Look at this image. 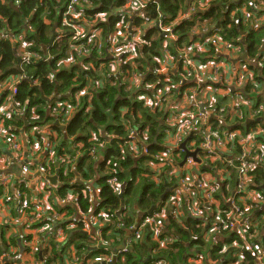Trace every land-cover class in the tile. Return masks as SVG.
I'll return each instance as SVG.
<instances>
[{
	"label": "trees",
	"instance_id": "16d2710c",
	"mask_svg": "<svg viewBox=\"0 0 264 264\" xmlns=\"http://www.w3.org/2000/svg\"><path fill=\"white\" fill-rule=\"evenodd\" d=\"M196 1L150 0L143 15L133 14V19L130 20L128 16L125 18L123 15L116 14L126 5V0H86V6L91 7L84 11V8L79 9V17L77 19L68 18V25L64 26L63 16L70 0H0V82L5 83L3 81L10 77L22 78L17 86V93L9 97L11 93L6 92L0 103L6 102L9 97L11 108L25 113L22 116H13L11 119L4 120V128L11 129L9 138L14 135L23 138V136L29 135L32 126H50L51 135L47 141L51 146H55L56 141L60 144L55 147L57 156L71 154L72 157H76L81 153L83 161L76 172H83L88 179L95 180V174L101 177L98 182L95 181L100 190V201L96 202V216L99 217L104 212L110 219V224L104 227L102 235L104 242L110 244V250H99L100 252H96V255L90 257L95 256L97 259L101 256H112L111 252L122 243L128 227L135 224L137 213L139 212L138 215L144 214L154 206L160 207L166 203L170 197L169 189L174 188L178 182L175 178L171 181L168 178H163L160 183L154 181L153 174L146 170L149 168L147 164L153 162L151 157L134 159L130 156H123L117 150L120 141L116 139L109 141L106 137L109 134L126 138L127 126L134 130L140 127L147 131L150 153L155 155L163 151L162 129L166 128L164 116L168 106H164L161 110L159 107L153 110L143 98L149 96L153 99L157 90H165L167 86L164 78L155 72L158 66L156 59L161 57L164 39L160 38L161 33L156 27L149 28L153 26L152 23L162 19L166 26H170L173 23L177 25L178 21L175 33L180 37V41L170 46L169 50L175 56L178 54L179 47L191 42L192 32L197 27L204 26V28L211 29L217 25H219L222 38L238 45L242 50L241 54L246 53L247 58H258L263 52L264 25L254 29V22L246 20L243 15L246 11L251 12V4H249L251 0H246L242 4L234 3L232 0L213 2L209 10L199 11L192 19L180 22L178 17L183 14L181 12L188 13L189 8L196 6L194 5ZM102 15L105 17L104 20L98 18ZM80 18L86 22L96 18L94 28L96 32L102 34L104 47L100 50L93 49L92 56L88 58L83 57L84 43L76 41L73 36L54 41L51 44L54 29H63L74 35L71 31ZM121 25L145 29L144 42L142 45H137L135 51L137 57L131 63H122L119 71L109 78V75H112L109 63L111 60L107 58L110 37L119 30L122 31V29L118 30V26ZM81 26L83 27V25ZM3 32L11 33L15 37L24 35L28 46L23 47L19 42L2 39ZM240 38L243 39L241 44L238 43ZM75 47L82 48V55L77 59L79 64L63 68L60 62L65 60L68 56L67 52L72 51ZM22 51L30 52V59L20 62L19 66L17 54ZM35 52L41 56L40 60L34 57ZM126 55L128 54H123L122 60L126 59ZM48 56L53 57L51 62L45 61ZM82 60L93 63L96 67V74L92 69L79 74V71H82L80 68ZM101 70L105 74L103 77L100 75ZM249 70L255 74L259 89L248 83L246 93L257 98L264 88V68L260 69L249 65ZM134 74H137L140 79V85L129 90V84L126 81L131 82ZM174 77L173 82L180 83L179 78ZM94 78H96V84L92 83ZM90 83L92 84L90 85ZM88 86H90L86 91L88 93L81 99V105L75 109L70 121L65 122L69 126L66 129L55 126V117L49 111L48 100L58 95L74 106L76 105V95ZM261 100L264 102V97L259 96V103L254 105L253 110L247 107L241 109L243 116L234 119V122L239 126L233 127L231 132L240 130L244 136H247L258 128H264V109H260L264 108V103L260 104ZM253 111L258 112L257 119L248 124L247 116L249 113L253 114ZM37 139L41 142L42 136L38 135ZM259 142L264 147V137H259ZM101 143L111 144L116 149L109 151L100 164L94 165V159L90 154L92 149L94 147L98 149ZM78 146H81V149H75ZM64 147L69 148V151L63 152ZM100 152L101 149L98 153ZM185 156V153H181V158L178 159L179 165L182 164ZM234 164L237 168L241 166V161H234ZM235 167L229 170L231 175V181H228L229 185L221 186L219 192L216 193L219 205L212 207V213H209L208 210L205 211L206 215L202 218L203 220L186 214L182 217L181 224L183 225L169 216L163 223L164 233L159 241L153 239L149 230H145L139 238L134 236L126 238V243L130 241L132 246L127 253L113 259L116 260L115 264H156L157 260H163L165 264H189V258L198 260L200 257H203V264H211V261H219L218 264H229L234 262L240 254L244 258L245 264H256L252 253L245 247V241L224 227L215 232L209 242L205 239L206 234L215 225L217 207L220 208L222 222H227L229 209L225 200L232 196L236 187ZM210 169L203 168V171L210 172ZM225 169L227 166H223V170ZM210 173L218 180L217 171L211 170ZM57 176L63 186L55 192L56 195L65 197L67 191L76 193L79 209L83 214L88 215L91 203L81 194L84 184H79L76 188L71 189L69 184L74 178L73 173L64 174L61 171L57 173ZM113 177H117L120 184L117 189L110 183ZM249 177L252 180L250 190L264 197V161L254 166ZM136 190H139L138 194H135ZM24 191L27 195L32 196L31 191L25 187ZM197 194L201 195L199 192ZM10 206L13 216L17 217L18 211L15 202ZM122 207L124 210L120 215ZM29 208H33L30 201H28L27 214H29ZM252 210L259 215L252 221L254 232L256 231V238L252 239V245L254 248L256 246L262 248L264 246V207L260 206L255 209V205L252 204ZM74 211L77 213V209ZM130 212H132V217L127 215ZM168 222L170 225L167 227ZM262 224L263 226H261ZM220 226L221 224H219ZM81 229L83 228L80 227L79 230ZM166 229L170 233H167ZM79 230L77 231L79 232ZM254 232L252 230L247 237H250ZM81 233L83 234L79 235L80 240H87L86 233L83 230ZM167 234L174 241L162 246L160 241H164L168 237ZM80 242L78 244L82 246ZM80 246L75 247L76 250H79L78 255H82L83 249ZM87 260L90 258L88 257ZM50 263H54L53 258Z\"/></svg>",
	"mask_w": 264,
	"mask_h": 264
},
{
	"label": "built area",
	"instance_id": "2783aa9c",
	"mask_svg": "<svg viewBox=\"0 0 264 264\" xmlns=\"http://www.w3.org/2000/svg\"><path fill=\"white\" fill-rule=\"evenodd\" d=\"M219 1L226 0H197L194 4L196 5L195 7H191V10L189 9L188 13H185L184 16L178 17L179 19L183 17V19L179 21L192 19L197 12L207 11L212 7L213 2L216 3ZM245 1L246 0H232V2L237 4H242ZM149 2L150 0H126V5L118 10L116 14L121 15V12H125L124 9H131L132 14H135L137 12L136 10H138V15L141 16L144 10L147 9ZM84 3H86V0H70L66 5L63 16L64 26L68 25V18L77 19L79 17L78 7ZM249 4H251V12L246 11L243 15L246 20L254 22V29H258V27L264 25V0H251ZM203 8H207V10H200ZM178 24L177 21V25ZM74 25L71 32L74 33L75 36L69 33V31L59 29L55 42L69 36L78 39L82 24L78 20ZM152 25L160 31L164 43L173 45L180 41V37L175 33L176 24L173 23L170 26H166L163 20L159 19L153 22ZM134 30L137 33L139 32L138 28ZM67 33L69 34L67 35ZM1 38L19 42L23 47L28 46L25 42L24 35L15 37L11 33L3 32ZM239 42L240 44L243 43V39L240 38L238 43ZM98 45H96V47H98ZM128 47L129 45L127 48ZM97 49H102V46L99 45ZM74 50H76V47ZM113 51H115V49L109 48L108 53H113ZM177 51V57L167 50L165 52L169 59L166 58L165 53L164 56L156 59L158 66L155 72L157 75L163 77L167 83L165 90H157L153 99L149 96L143 97L147 105L153 110L157 107L161 110L164 106H168L164 120H167L165 123V129L168 130L166 131V135L170 137L171 132L174 131L172 134V143L164 147L161 153L152 155L150 153V144H148L147 131L142 130L140 127L134 130L130 126H127L126 138L109 134L106 135L109 141L113 139L120 141L117 150H119L123 156H130L134 159L151 157L153 162L147 164L149 168L146 170L153 174L154 181L160 183L163 178H168L169 181L173 178L178 180L177 185L169 189L168 193H170V197L167 202L156 208L152 214L142 218L137 225L131 227L132 236L139 238L145 230H149L153 239L159 241L161 235L164 233L163 222L169 212L171 216L178 220L184 215L186 216V214L197 219L202 218V216L204 217V215H206L205 211L207 210L210 213L214 205H219L216 199V193L219 192V188L224 185H229L228 181H231L229 170L235 167L234 161H241V166L235 167L237 181L233 194L231 197L226 198V200L224 198L227 208L229 209L227 222H222L220 217L221 211L220 208L217 207L215 225L206 234L205 239L209 242L210 238H207L208 235L211 236L213 233L220 231L221 227H224V229L236 233L245 241V247L252 253L256 264H264V246L262 248L257 246L254 248L252 245V239L256 238V231L254 232L255 228L252 221L258 216L255 211L252 210V204L255 205V209L260 208V206L264 207V197L250 190L252 180L249 177V173L254 169V166L264 161V147L259 142V137H264V128H258L247 136H244L240 130L231 132L233 128L231 127L232 121L241 116L238 114L241 106H245L250 110L254 108V104L251 103L250 97L245 99L248 94L245 93L246 90H244V86L250 83L259 89V84H256L255 74L250 72L249 65L256 66L260 69L264 68V48L260 57L249 59L246 56L244 60L242 56L246 53L241 54L242 50L238 45L225 41L220 35L219 25H217L215 28L213 27L211 29L204 28L202 33H196V30L193 31L191 42L189 41L188 44L179 47ZM76 55L79 57L82 55V52L79 54L76 53ZM34 57H36L37 60L41 59V56L36 52ZM19 58L21 63L28 61L30 59V52L22 51L19 53ZM52 60L53 57L51 56L45 59L47 62H51ZM73 62H75L74 65L78 63L76 58ZM61 63L62 62H60V65ZM174 76L179 78L180 83L175 84L173 82ZM111 77L112 75H109V78ZM21 80L22 78L10 77L5 83L0 84V95L2 94L0 96V102L6 92L9 91L11 93L9 97L17 93V86L20 84ZM132 82L136 85L140 83L137 74L133 75L130 83ZM227 87L229 89L234 88L235 93L232 96L230 92H223V89ZM85 92L86 91L83 90L76 95V105L74 106L66 102L62 96L56 95L50 98L48 100L50 107L49 111L59 122L65 123L75 113V109L81 105V99L86 95ZM222 94L229 95V98L222 97ZM9 97L6 102L0 103L2 104L0 105V114H2V116H0V145L5 144L6 146L5 149L0 148V160L3 158L4 150H6L13 156L11 161L24 164V166L22 177H19L15 183L12 180V176L2 175L0 170V209L4 210L6 213L5 218H7L6 222L9 226L8 229L13 231L15 237L17 236L16 238H18L17 245L9 247L10 252L0 257V261L3 260L4 264H20V260L22 261L20 251H34L33 244H36L38 236L34 235V233L37 234L41 231L50 232L54 227L52 228L49 221L51 219H56L58 215L61 216L62 213H65L68 217H73L74 222L72 223H75L76 227H96V236L98 235V237H96L95 240L101 241L106 221L99 218L105 215L104 212L99 217H94L96 215V212L94 213V210L96 211V198L97 201H100V190L96 186L95 180L88 179L87 181H83V179L77 178L74 180L77 186L79 184H84L81 189L83 198H91V210L88 215L83 214L79 209L77 203L78 196L76 193H70L68 198L56 195L51 202L49 200V194L46 192V187L51 185L49 178L53 177V175H51L52 168L54 167L57 169V172L63 171L64 174H66L74 168L73 165L76 164V157H72L71 154H64L60 157L57 156L55 146H51L49 141H47L51 135L50 126L33 127L31 132L29 131V135L25 136L24 142L22 141L24 137L19 138L14 135V137L9 138L11 129L4 128V120L11 119L13 116L19 117L25 114L23 111L11 108ZM172 97L176 98V102L183 101V99L190 100L191 98L195 100L192 102L190 111L184 110V112H180L177 106L171 104ZM202 98L204 100H200ZM69 107L73 109V113L70 117H67ZM168 112H170L169 118L167 115ZM257 115L258 112L253 111L252 118L255 116L257 117ZM173 117L175 120L171 122ZM26 127H28L27 124ZM38 135L42 136V141L45 143L43 153L41 152V142H39L37 138L31 145H26V143L28 144L32 139L38 137ZM184 143H186V149L182 148ZM102 144L104 143H101L99 147H102ZM79 147L81 146L75 149ZM36 148H38V150H36ZM237 149L239 151H236ZM187 151L190 153L199 151L197 154V159L199 161L194 157H188L184 165H179L178 159L181 158V153H185L186 155ZM97 154L98 149L94 147L90 155L94 159L97 157ZM39 155H43L40 164L37 168H31L28 164V160H30L31 157H39ZM216 161H220L223 163V166H227V169L221 170L222 173L220 175L217 171L218 180H216V177L212 174L209 177L206 174H202L205 172H201L203 168H206ZM9 162L10 160L8 163ZM55 174L57 175V173ZM34 178L37 179L33 180ZM57 178L58 176L56 179ZM13 183L15 184L14 191L12 186ZM110 183L115 189L120 186L117 177H113ZM24 187L30 190L31 193L35 191L36 196H34L33 193L32 196L27 195L24 191ZM57 187L59 186H56V188ZM196 191L201 193L202 203L196 201ZM11 192H13L12 195L3 197L4 194ZM186 197L191 199V204L183 208L182 201ZM28 201L33 204V208H29V214H27ZM13 202H15L18 211L17 217H14L11 213H7L5 208V206H10ZM72 203H74V205ZM61 206L63 208H61ZM67 207L72 209L76 208L77 213H71V210ZM76 215L78 216L76 217ZM42 222L46 223L43 224ZM0 223L2 224V221ZM219 224H221L220 227ZM20 229L25 230L18 236V231ZM252 230L254 233H252L250 237H247ZM59 232L63 233L64 231L59 230ZM85 233L88 234L89 232L85 231ZM173 241L174 239L172 237L170 238L168 235V237H166L164 241H160V243L164 246ZM131 246L130 241H128V243H125L123 249L116 251L112 256L97 258L95 262L111 263L114 258L127 253ZM75 250V247L72 246L70 251L71 253H75ZM35 252H37V248H35ZM51 259L49 255H44L41 262L38 261L32 264H68V262L50 263ZM203 262V257H200L198 260H190L191 264H203ZM218 263L219 261H211V264ZM71 264H80V259L75 257ZM156 264H165V261L157 260ZM229 264H245L244 258L240 254L234 262Z\"/></svg>",
	"mask_w": 264,
	"mask_h": 264
},
{
	"label": "crops",
	"instance_id": "0c3cea01",
	"mask_svg": "<svg viewBox=\"0 0 264 264\" xmlns=\"http://www.w3.org/2000/svg\"><path fill=\"white\" fill-rule=\"evenodd\" d=\"M124 11L128 12V14L130 15V20H132L133 19V14H132L131 9H124ZM128 26L125 27L127 30H128V28H127ZM151 27H153V26H150L149 28H151ZM119 28H120V26H118V30H119ZM58 30L59 29H54L53 30V33L55 31V33L57 35ZM144 35H142V36H144ZM96 36L98 38V41H100V44L99 45H101L102 47H104V44L102 43L103 42L102 34H100V32H96ZM118 36H121V37L118 38ZM142 36H141V38H142ZM136 37L137 36H135L134 39H133V36L132 35L130 36L129 31H128V34L127 35H124L119 30L118 32L114 33L110 37V48L116 49V46H117V44L120 41L121 42L122 41H125L124 43L126 45H129L130 46V44H131L130 41L135 40ZM138 37H139V35H138ZM160 38H162L161 35H160ZM55 39H54V41H55ZM142 42H144V41L142 40ZM99 45H98V47H99ZM170 46H172V45L166 44V43L163 42V44H162V51L160 53V56H164V53H165L166 58L169 59V57L167 56V53L165 51L170 50ZM98 47H96V48H98ZM107 58L109 60H111L109 62L111 64V66H113V64L116 63L115 60H112L115 57H111V55H109V57L107 56ZM19 61H20V58H19ZM19 61H18V64L20 66V62L21 61L20 62ZM5 81H3V82H5ZM0 84H2V83L0 82ZM139 85H140V83L138 85H136V87L139 86ZM244 87H245L244 90H246L247 89V84ZM132 88H133V86L130 87V85H128V89L129 90L132 89ZM223 90H224L223 91L224 93L225 92H230L231 96L235 93L234 92V88H230L229 89L227 87L226 89H223ZM245 93H246V91H245ZM259 96L264 97V88L262 89L261 95H258L257 98H255V96H249V94H248V96H246L245 99H248V97H250L251 103H253L255 105V104H258L259 103L258 102ZM222 97L229 98V95H227V94L226 95H223L222 94ZM224 98H223V100H224ZM175 99H176L175 97H172L171 98V101H172L171 104L174 105V106H177L178 111L184 112V110H188V111L191 110V108H192V102L190 100L183 99V101H180V102L177 101L176 102ZM261 103L263 104L264 102L261 100L260 104ZM243 107H245V106H241V109ZM241 109L238 111V114H240V115L243 116V112L241 111ZM167 115H168V118H169L170 117V112H168ZM252 115H253L252 113H249V116H247V122H248V124H251V123L254 122V120L252 119ZM174 120L175 119L173 117V119H171V122L174 121ZM56 121H57V119L55 118V122ZM166 121L167 120H165V123H166ZM60 125L61 126H66L67 124L60 122ZM236 126H239V124L238 123H235L233 121L231 127H236ZM162 131H163V145H162V148H164V147L168 146L169 143H172V140H173L172 134L174 133V131L171 132V136L170 137L168 135H166V131H168L167 129H164V130L162 129ZM164 135H165V137H164ZM23 137L24 138L22 139V141L24 142L25 141V136H23ZM68 142H70V141L68 140ZM68 142H67V144H68ZM69 144H71V142ZM62 146H66V145L62 144ZM66 147H64L62 149L63 152H65ZM68 147H71V146H68ZM0 148L1 149H5L6 148L5 144L0 145ZM79 149H81V147H79ZM99 149H101V152L98 153L97 154V157L94 158V165H96V163L97 164L98 163L100 164L103 161V157L104 156H107L109 154L108 152L111 151V150L113 151L115 148H113L111 144L104 143V144H102V147H99L98 148V152H99ZM24 150H25V147H24ZM66 151H69V148H67ZM41 152L42 153L44 152V149L43 148H42ZM78 152H76V153H78ZM73 153L75 154V152H73ZM12 157L13 156H12V154L10 152H7L6 150H4V152H3V158L0 160V170H1V174L2 175L12 176V180L15 183L19 179V177H22V175H23V166H24V164H19L17 162L11 161V158ZM42 159H43V155L42 156L39 155V157H36V158L31 157L30 160H28V162H29L28 164H29V166L31 168H33V167H36L37 168V166L40 164V161ZM139 159H141V158H139ZM232 159H233V157H232ZM9 160H10V162L8 163ZM82 161H83V157H82V154L80 153V154H78V157L76 156V160H75L76 164L73 165V167H74L73 169L74 170H77L78 167H79V165L82 163ZM220 168L223 169V163L220 162V161H216L215 163L210 164L209 166H207L204 169H210V172H211V170L218 171V169H220ZM201 172H205V173H202V174H206L209 177L211 176V173L209 171L208 172L207 171H203V169H202ZM55 173H58L56 168H54V170L51 171V175H53V177L54 176L57 177V175ZM81 176H82L83 181H85V180L87 181L88 180V177H86L84 175V173H81ZM94 176H95V181L96 182H98L100 180V178H101L100 176H98L96 174ZM36 179L37 178H34L33 180H36ZM57 180H58V178H57ZM14 183L12 185L13 186V191H14V187H15V184ZM62 185H63L62 182H60L58 180V184L56 186H59V187H57V188L53 187V188L56 189V190H58V189H60L62 187ZM197 193H198V191H196V197H195V199H196V201L198 203H202L201 195H198ZM12 194H13V192L6 193V194L3 195V197H7V196L12 195ZM33 194L35 195V191L33 192ZM69 195H70V191H67L65 198H68ZM96 202H99V201H97V198H96ZM77 203H78V201H77ZM182 203H183V208H186L187 205H190L191 204V199H188L186 197L182 201ZM72 204L74 205V203H72ZM73 205H71V206H73ZM94 205H95V202H94ZM158 207L159 206H156V208H158ZM61 208H63V207L61 206ZM67 208L70 209L71 211L75 212L74 209H72L70 207H67ZM95 212L96 211L94 210V213ZM138 213H137V216L135 217V219H136L135 220V224L133 226L128 227V230H126V232L124 233V237H123L122 243L119 244L118 247L115 250H113V252H111L112 254H114L116 251L121 250V249H123L125 247L126 238H128V237H130V236L133 235V233L131 231L132 230L131 227H134L135 225H137L139 223V221L148 214L146 212L144 214H139L138 215ZM120 215H122V214H120ZM142 215H144V216L141 217ZM5 216H6L5 211L4 210L0 211V222L2 221V224L0 223V257L4 256L5 254H8L10 252L9 251V247H13L14 245L16 246L17 243H18V238H16L17 236L15 237V234L13 233V231H11L10 229H8L9 226H8V224L6 222V219L7 218H5ZM77 216L78 215H76V217ZM169 216H171V213L170 212L167 213V216H166V219L164 220V222L167 220V218ZM94 217H98V216L95 215ZM129 217H132V216H129ZM171 217L174 218L173 216H171ZM99 218L100 219H103L104 221H106V223H105L106 226L110 224L109 223L110 222V219H109V217L107 215H103L102 217H99ZM202 218H203V216H202ZM202 218H197V219H202ZM176 220H177V222L179 224H181L183 222L182 221V218L179 219V220L178 219H176ZM204 220H206V219H204ZM49 222H50V225L52 226V228L54 227V229H52L50 232H42L41 231V232H39L37 234L34 233V235H38L37 236L36 244H33V250L34 251H30V252L29 251H26V252L20 251V255L22 256V257L20 256L22 258V261L20 260V264H32V263L38 262V261L41 262V260L44 258V255H49L51 258H53L54 263H57V262H63V263L68 262V264H71L75 257H77V258L80 259V264H112L114 261H116V260H112L111 263H107V262H97V261L95 262V259H96L95 256L94 257H90L92 255H96V252H100L99 250H102V251H108V250H110V248H109L110 247V244L104 242L103 236H102L101 241H99V240L96 241L95 240V238L98 237V235L96 236V227L85 228V226H83L82 227L83 229L79 230L80 227H76L75 226V223H72V222H74L73 221V217H68V215H66L65 213H62L61 216L58 215V217L56 219H51ZM169 225H170V223L168 222L167 223V227ZM181 225H183V224H181ZM72 229H75V230H72ZM23 230H25V229H23ZM23 230L20 229L18 231V236L23 232ZM59 230H62L64 232L61 233V232H59ZM77 230H79V232ZM82 230H83V232H85V231L89 232L88 234H86L87 240H84V239H83V241L80 240V236L79 235L80 234H83V233H81ZM166 232L167 233H170L168 229H166ZM171 234H172V232H171ZM211 236L208 235L207 238H210ZM79 242L82 244V246H80L78 244ZM72 246H74L76 248L78 246H80L83 249L82 252H81L82 255H80V254L78 255V253H79V250L78 249L75 250V253L74 252L71 253L70 250H71V247ZM35 248H37V252H35ZM88 257L90 258V260H87ZM190 259L191 258L188 259V262L189 263H190V261H189ZM0 264H4L3 263V260L0 261ZM15 264H18V263H15Z\"/></svg>",
	"mask_w": 264,
	"mask_h": 264
},
{
	"label": "rangeland",
	"instance_id": "374dc122",
	"mask_svg": "<svg viewBox=\"0 0 264 264\" xmlns=\"http://www.w3.org/2000/svg\"><path fill=\"white\" fill-rule=\"evenodd\" d=\"M87 5V3H84V4H81L78 8L79 9H82V8H84L83 9V11L85 10V9H89L91 6H86ZM197 8V7H196ZM190 10H191V8H189ZM200 10H207V8H203V9H200ZM80 11V10H79ZM137 12L135 13V15H138L139 14V12H138V10H136ZM181 13H183L181 16H184V14H185V11H182ZM121 15H123V17H130V15L128 14V12H121L120 13ZM98 18H100V20H104L105 19V17H104V15H102V16H99ZM179 19V18H178ZM183 19V17H180V19L179 20H182ZM88 20V19H87ZM79 22L83 25V27L80 29V31H79V34H78V39H75L76 41H82L81 43L84 45V47H83V49H84V54H83V57L85 56V57H89V56H92L91 55V51H93V49L95 50V49H97L96 48V45H98L99 43H100V41H98V38H97V36H96V29L94 28L95 27V23H96V18H95V20H93V21H90V22H86V21H84V20H81V18L79 19ZM127 24V23H126ZM125 24V25H126ZM125 25H121L120 26V28L119 29H122V33L124 34V35H127L128 34V31H129V34H130V36L132 35L133 36V39H134V37L135 36H137L136 37V39L135 40H133V41H130V46L127 48V46L128 45H126L124 42L125 41H120L118 44H117V46H116V49H115V51H113V53H108V57H109V55H111V57H115L114 59H112V60H115L116 61V63L115 64H113V66H110L111 67V70H110V73L112 74V76L113 75H115L119 70V68H120V66H121V64L122 63H124V64H127V63H131L132 61H133V59H135L136 57H137V55H135V51H136V48H137V45H142V40H143V36L142 35H144L145 34V30L144 29H139V32L137 33V32H135V28H137V27H132V26H128L127 28H128V30L125 28ZM203 29H204V26H199V27H197L195 30H196V33H202L203 32ZM195 30H193V31H195ZM138 35H139V37H138ZM141 36H142V38H141ZM121 36H118V38H120ZM54 42V41H53ZM103 43V42H102ZM98 50V49H97ZM88 51V52H87ZM76 52L79 54V53H81L82 52V48H76V50H74V48H73V50L71 51H68L67 52V58H65V60H63L62 61V63H61V66L64 68H70V67H72L73 65H74V63L76 62H73V60L76 58V59H78L77 57V55H76ZM124 53H127L128 55H126V59L125 60H122V57H123V54ZM18 55V57H19V53L17 54ZM77 64H79V61H78V63H76V65ZM80 68H81V70L82 71H79V74L81 73V72H86V71H89V69H92V70H95V74H96V67L93 65V63H91L90 61H88V62H86L85 60H82V64H81V66H80ZM100 75L103 77V76H105V74H103V70H101L100 71ZM0 76H1V74H0ZM95 80H93L94 82H92V83H95L96 84V78H94ZM126 81V80H125ZM92 83H90V85L92 84ZM126 83H128L129 85H130V87L131 86H135L136 84H134L133 82L132 83H130V82H128V81H126ZM89 87L90 86H88L87 88H85V91H88V89H89ZM86 93H88V92H85V94ZM193 100H195V99H193V98H191L190 99V101L191 102H193ZM200 100H204L203 98L202 99H200ZM198 102V101H197ZM73 113V109L71 108V107H69V111H68V113H67V117H70L71 116V114ZM253 120H256L257 119V117L255 116L254 118H252ZM34 126H32L31 127V129H30V132H31V130H32V128H33ZM36 138L37 137H35L34 139H32V141H30L28 144L26 143V145H31L33 142H35L36 141ZM58 145H60L57 141L55 142V147L56 146H58ZM41 146H42V148L43 147H45V143H43V141H41ZM36 150H38V148H36ZM222 168H220V169H218V174L220 175L221 173H222ZM78 172V173H77ZM76 172V170H74V169H71L70 171H69V173H73L74 174V178H73V180L70 182V188L71 189H73V188H76V186H77V184H76V181L74 182V180H75V178H77V179H81L82 180V176H81V173H83V172H81V171H77ZM51 178V177H50ZM50 178H49V180H50ZM51 182V181H50ZM53 187H55L56 188V185H54L52 182H51V185L50 186H47L46 187V192L49 194V200L52 202L53 200H54V198L56 197V189H54ZM33 193V192H32ZM139 193V190H136V193L135 194H138ZM34 195V194H33ZM34 196H36V193H35V195ZM90 201H91V198L90 197H87ZM5 208H6V210H7V213H11L12 214V207L11 206H5ZM0 211H2L1 209H0ZM128 216H132V213L130 212V213H128ZM259 216V215H258ZM261 226H263V224L261 225Z\"/></svg>",
	"mask_w": 264,
	"mask_h": 264
},
{
	"label": "water",
	"instance_id": "95a60500",
	"mask_svg": "<svg viewBox=\"0 0 264 264\" xmlns=\"http://www.w3.org/2000/svg\"><path fill=\"white\" fill-rule=\"evenodd\" d=\"M12 4H13V3H12ZM13 6H14V5H13ZM15 8H16V7H15ZM55 38H56V33H55V31H54L53 36H52V39H51V44L53 43V41H54ZM246 56H247V55L244 54V55L242 56V59H245ZM19 62H20V61H19ZM55 126L61 127L62 129H66V128L69 126V124H67L66 126H61V125H60V122L57 120V121L55 122ZM182 148L186 149V143H184V144L182 145ZM198 152H199V151H196V152H194V153H190V152L187 151L186 156H185V159H184L182 165L185 164V161H186V159H187L188 157H194L197 161H199V160L197 159V154H198ZM50 181H51L54 185H57V179H56L55 176H54V177H51V178H50ZM155 209H156V206H154L150 211H148V212H147V213H148L147 215L152 214V212H153ZM123 210H124V207H122V209H121V211L119 212V214H123ZM143 216H144V215H142L141 217H143ZM112 264H115V261H114Z\"/></svg>",
	"mask_w": 264,
	"mask_h": 264
}]
</instances>
